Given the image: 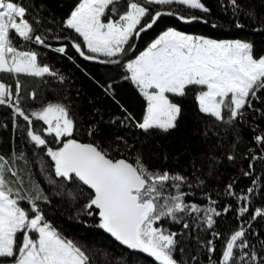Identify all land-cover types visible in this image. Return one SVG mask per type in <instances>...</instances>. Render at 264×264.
<instances>
[{
    "label": "trees",
    "instance_id": "trees-1",
    "mask_svg": "<svg viewBox=\"0 0 264 264\" xmlns=\"http://www.w3.org/2000/svg\"><path fill=\"white\" fill-rule=\"evenodd\" d=\"M12 2L26 9L25 19L35 29L33 35L44 39V44H38L11 32L13 45L21 51L36 52L38 65L47 66L56 75L0 72V82L12 90L13 105L17 98L26 114L40 111L48 104H62L75 122L72 136L58 140L46 132L43 121L30 116L29 125L15 114L14 107L0 105V157L6 162L5 178L13 194L19 190L25 197L20 202L23 207L33 214L32 198L39 196L35 204L44 220L79 246L89 257L88 264H158L146 254L128 249L98 227V210L85 208L93 193L82 183L55 175V161L47 149L57 151L67 140L74 139L98 146L113 160L135 164L139 157L151 172L185 177L179 189L185 194L184 203L202 210L211 207L219 213L211 214L214 221L211 227L204 211L177 212V220L163 218L156 223L176 234L173 259L177 264H222L226 238L241 228L248 245L243 249L247 260L240 261L239 252L234 249L237 264H264V216H255L257 209L264 212V141L257 140L264 137V89L255 98L250 94V105L246 103L242 115L229 121L227 109L222 110L223 120L201 112L196 98L201 88L188 86L183 97L168 94L180 107L176 127L167 132L157 129L145 132L136 125L142 122L147 101L130 80L124 79L129 75L124 65L168 29L214 40L248 42L254 58L264 57V0H236L238 8L231 0H200L208 9L206 12L178 3L149 5L151 14L156 11L174 14L162 15L151 29L139 38L133 37L130 43L134 49L118 64L87 60L73 46L79 43L81 50L91 55L82 38L66 26L80 0ZM116 7L123 11V0ZM119 11L110 18L117 19ZM61 47L64 52L57 51ZM29 131L42 135L46 145H36ZM90 131L92 135L88 134ZM12 166L16 177L10 173ZM168 192L176 194L173 188ZM241 208H247L242 215ZM89 211L93 215H88Z\"/></svg>",
    "mask_w": 264,
    "mask_h": 264
},
{
    "label": "snow or ice",
    "instance_id": "snow-or-ice-1",
    "mask_svg": "<svg viewBox=\"0 0 264 264\" xmlns=\"http://www.w3.org/2000/svg\"><path fill=\"white\" fill-rule=\"evenodd\" d=\"M173 3L208 11L200 0H123V11L116 7L121 0H80L66 26L82 38L91 55H86L79 43L73 46L85 59L118 64L128 51L134 49V44L130 43L133 37L139 38L141 33L151 29L162 15L174 14L161 11L151 14L148 6ZM231 3L239 7L236 0ZM118 11L117 19H111ZM25 16L23 6L12 0H0V72L56 75L47 66L38 65L36 52L20 51L13 45L10 31L24 41L44 44L41 36L33 35L35 29ZM57 51L64 52L65 49L61 47ZM124 67L129 73L124 79L130 80L147 101L142 122L136 125L145 132L152 129L167 132L176 127L180 107L169 99L168 94L183 97L188 86L201 88L196 97L201 112L223 120L222 109H227L229 121L242 115L241 109L246 103L250 105V93L255 98L256 93L264 89V57L254 58L250 43L217 41L175 29L164 31ZM12 95V90L0 83V105L14 107L15 114L29 125L32 124L30 116L43 121L47 125L46 132L57 139L72 136L75 122L64 105L48 104L29 115L19 107V100L13 105ZM88 134L92 135V132ZM28 135L36 145H46L42 135L33 131ZM257 140L264 141V137H257ZM47 154L55 161L56 176L82 182L94 190L85 208L98 210L99 228L128 249L146 254L158 264H177L173 259L176 234L154 226L158 221L163 218L177 220V212L199 214L204 211L207 225L211 227L214 223L211 214L219 215L211 207L202 210L196 205L185 204V194L179 191L185 177L151 172L139 157L135 164L124 159L113 160L98 146L81 144L74 139L67 140L57 151L47 149ZM5 164L0 157V264L5 260L9 264H88L89 257L85 252L44 220L35 204L39 196L32 198L33 214L20 206L25 197L19 190L13 194L4 176ZM231 187L229 185L228 189ZM169 188L175 189L176 194L171 195ZM237 199L246 200L247 197ZM246 211L247 208H241V215ZM87 214L93 215V212ZM255 216H264V212L257 209ZM244 236L245 231L241 228L226 238L222 264H237L234 249L239 252L240 261L247 260V253L243 252L248 246Z\"/></svg>",
    "mask_w": 264,
    "mask_h": 264
},
{
    "label": "rangeland",
    "instance_id": "rangeland-1",
    "mask_svg": "<svg viewBox=\"0 0 264 264\" xmlns=\"http://www.w3.org/2000/svg\"><path fill=\"white\" fill-rule=\"evenodd\" d=\"M10 33H11V31H10ZM185 34V33H184ZM188 35V34H187ZM192 36H194V35H192ZM199 37H201V36H199ZM205 38V37H204ZM209 39V38H208ZM217 41H235V40H217ZM154 42V41H153ZM146 50V49H145ZM144 50V51H145ZM21 51V50H20ZM143 52V51H142ZM141 53V52H140ZM139 53V54H140ZM139 54H137L134 58H132L131 60H133V59H135ZM38 63V62H37ZM47 74V73H46ZM45 75V74H44ZM251 94V93H250ZM198 96V95H197ZM250 96V95H249ZM198 100V99H197ZM16 101H17V98H15V103H16ZM198 103H199V101H198ZM223 110V109H222ZM62 138H59L58 140H61ZM70 140V139H69ZM63 146V145H62ZM10 173H12V174H14V176L16 177L17 175H16V172H15V168H13V166L10 168ZM4 176H5V173H4ZM6 179V178H5ZM21 202V201H20ZM30 202H31V200H30ZM20 206L21 207H23V205L20 203ZM31 206H32V204H31ZM24 208V207H23ZM27 210V209H26ZM31 211V210H30ZM154 226H156V227H158L157 225H154ZM160 227V226H159ZM4 264H6V263H4Z\"/></svg>",
    "mask_w": 264,
    "mask_h": 264
},
{
    "label": "water",
    "instance_id": "water-1",
    "mask_svg": "<svg viewBox=\"0 0 264 264\" xmlns=\"http://www.w3.org/2000/svg\"><path fill=\"white\" fill-rule=\"evenodd\" d=\"M162 17V16H161ZM78 143H81V144H90V143H82V142H79V141H77ZM95 146V145H94ZM108 158H110V157H108ZM111 159V158H110ZM80 183H82V182H80ZM88 190H90L92 193L94 192V190H92V189H90L88 186H86V185H84ZM135 252H137V251H135Z\"/></svg>",
    "mask_w": 264,
    "mask_h": 264
},
{
    "label": "crops",
    "instance_id": "crops-1",
    "mask_svg": "<svg viewBox=\"0 0 264 264\" xmlns=\"http://www.w3.org/2000/svg\"><path fill=\"white\" fill-rule=\"evenodd\" d=\"M45 75H47V74H45ZM44 76V75H43Z\"/></svg>",
    "mask_w": 264,
    "mask_h": 264
}]
</instances>
